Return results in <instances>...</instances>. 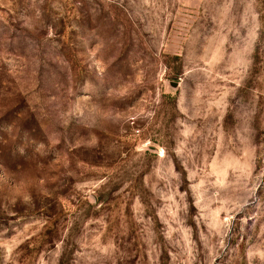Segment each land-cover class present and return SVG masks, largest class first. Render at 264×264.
<instances>
[{"label": "rangeland", "instance_id": "rangeland-1", "mask_svg": "<svg viewBox=\"0 0 264 264\" xmlns=\"http://www.w3.org/2000/svg\"><path fill=\"white\" fill-rule=\"evenodd\" d=\"M0 264H264V0H0Z\"/></svg>", "mask_w": 264, "mask_h": 264}]
</instances>
